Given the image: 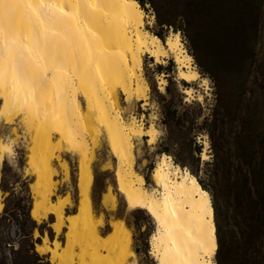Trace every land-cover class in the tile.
Listing matches in <instances>:
<instances>
[{"label": "bare ground", "instance_id": "obj_1", "mask_svg": "<svg viewBox=\"0 0 264 264\" xmlns=\"http://www.w3.org/2000/svg\"><path fill=\"white\" fill-rule=\"evenodd\" d=\"M146 16L137 0H0V117L11 121L19 114L31 132L29 213L38 223L53 217L54 238L44 233L35 244L39 254L48 255V264H128L135 255L127 224L113 219L111 229L102 233L103 218L93 210L90 140L95 141L100 128L116 158L117 188L127 207L144 209L153 220L149 253L154 264H215L213 207L195 176L165 153L152 169L153 187L147 188L143 175L133 169L132 139L145 135L154 144L157 129H144L134 116L125 120L117 96L120 90L127 100L145 101L142 56L163 63L170 51L179 79L193 82L199 77L179 33L162 42L144 28ZM185 92L193 98L190 89ZM61 145L78 155L73 213L65 212L72 205L68 194L53 199V159ZM12 151L11 141H0V163ZM201 156L206 160L208 154ZM59 163L67 177V163ZM102 202L115 208L110 189ZM63 230L60 242L56 236Z\"/></svg>", "mask_w": 264, "mask_h": 264}, {"label": "rangeland", "instance_id": "obj_2", "mask_svg": "<svg viewBox=\"0 0 264 264\" xmlns=\"http://www.w3.org/2000/svg\"><path fill=\"white\" fill-rule=\"evenodd\" d=\"M153 2L154 7L146 4L145 8H142L147 15L144 18V28L152 34L160 31V27L156 24L155 10H158L163 18L169 16L177 18L179 14L190 18L188 26L177 32L184 43L183 46L193 58V65L199 77L193 82L179 79L177 63L170 51L163 63H157L149 54L142 56L141 74L148 86L145 103L134 98L127 100L120 90L117 96L118 108L125 120L128 121L134 116L137 120L141 119L144 129L150 125L157 129V140L154 144H148L145 135L135 136L132 139L133 169L143 175L145 186L151 188L155 185L151 172L158 156L165 153L175 162L181 155L182 147L175 143L174 137L180 136L181 131L186 130L189 123H183V128L176 126L170 133L163 118L165 113L177 107L178 111L185 113L186 118H190L194 111H200V117L197 118L195 125L203 124L204 117L214 113L216 146L222 159V172L216 187V204L220 207V216L214 217V222L215 226L216 222L219 225V235L227 236L233 207L229 180L237 175L240 176L234 168L235 163L237 160L247 161V157L252 154L255 156L254 160H261L264 157L262 154L264 60H256V58L250 60L246 57L253 43L256 50L264 48V0H255L251 6L245 0H221L223 13L215 22H200L193 19L192 15L200 10L194 0H153ZM212 28L216 31L215 34L212 33ZM173 32L174 30L169 28L162 31L163 38L157 36L165 42L166 37ZM186 89H190L193 98H188ZM78 99L82 109H85L84 98L79 96ZM24 125L19 114L11 121L0 117V141H11L14 151L4 154L0 163V202L2 203L0 215L4 214L6 217L4 224L6 239L10 242L8 246H14L7 247V250L18 247L21 242L20 229L21 224L25 222L21 207L27 203L28 198H31L30 207L32 203L29 184L33 176L26 168L31 132ZM198 131L195 137H192V131L184 135L183 148L187 154H193V158L192 156L188 158L192 166H195L196 159H199L200 168L205 169L204 163L211 162L214 150L205 130ZM194 138L200 148L199 153H196L197 146L192 142ZM54 139H57V136ZM90 145L94 175L91 198L94 213L103 218L100 231L108 232L111 229V220L122 219L129 224L127 226L132 233L131 248L133 251L135 247L140 250L139 254L134 251L135 255L128 257V264H154V258L149 253V237L154 230L153 220L144 209L134 211L127 207L124 196L117 188L116 158L109 149L102 128L96 134L95 141L90 140ZM245 146L249 148L244 149ZM163 149L167 151L159 152ZM202 152L208 154L206 160L202 158ZM55 154L53 166L57 188L53 199L56 195L68 194L72 205L66 208L65 212L73 213L78 201V155L65 151L62 145L59 150L55 149ZM60 161H65L68 165L67 177L64 175ZM145 177L148 178L147 182ZM108 189L115 195L116 205L113 209H109L102 202L103 194ZM210 196L212 201L211 193ZM213 203L214 201L212 205ZM52 220L53 217L50 216L44 222L35 221L50 240L55 235L50 225ZM35 230L37 234H34ZM32 235L35 247L36 243L42 241V234L38 228H35ZM56 238L63 242L64 230ZM213 259L217 264L216 253ZM46 260L49 263L48 255Z\"/></svg>", "mask_w": 264, "mask_h": 264}, {"label": "trees", "instance_id": "obj_3", "mask_svg": "<svg viewBox=\"0 0 264 264\" xmlns=\"http://www.w3.org/2000/svg\"><path fill=\"white\" fill-rule=\"evenodd\" d=\"M245 1L250 6L255 3V0ZM137 2L141 8H145L146 4L154 7L153 0H137ZM194 2L200 8L199 12L192 15L195 21L215 22L223 13L221 0H194ZM258 8H260L259 3ZM155 19L157 26L160 27V31L155 32V35H158L160 38H163L162 31L172 28L174 32H177V30L187 27L190 22V18L183 14H179L177 18H172L171 16L163 18L158 10H155ZM212 33H216L213 28ZM246 57L250 60L255 58L256 60H264V48L256 50L253 43ZM200 113V111H194L190 118H186L184 116L185 113L178 111L177 107H175L173 110L165 113L163 118L170 133L176 126L183 128V123H189V126L185 128L186 130L181 131L180 136L174 137L175 143L180 144L181 150H183L175 162L181 166H189V172L195 176L200 187L207 191L211 205L212 201H214L215 204L213 203L212 205L213 213L214 217L217 216L218 218L220 216V207L216 204V187L220 180V173L222 172V159L221 153L216 146L215 117L214 113H210L209 117H204L205 121L203 124L195 125L197 118L200 117ZM199 129L205 130L209 135L214 150L211 162L204 163L205 169L200 168L199 159H196V165L192 166L188 158L190 156L193 158V154H187L183 148L184 135L192 131V137H195ZM194 140L195 138L192 139V142L197 146ZM243 148L249 147L245 146ZM166 151V149H163L159 152ZM199 151L200 148L197 146L196 153H199ZM262 154L264 155V147ZM254 159L255 156L252 154L247 157V161L237 160L234 168L240 176L237 175V177L230 178L229 180L233 207L230 214L227 236L224 234L219 235V225L216 222L217 264H264V157L261 160ZM234 168L230 169L234 170ZM145 179L147 182L148 178L145 177ZM209 192L212 195V201ZM30 202L31 198H28L27 203L21 207L25 222L21 224L19 236L22 239L16 248L7 250V247L14 246H8L10 242L6 239V225L4 224L6 217L4 214L0 215V264H48L46 260L47 255L39 254L34 247L33 230L38 228L40 234H43V231L40 226L36 225L35 220L29 216ZM133 210L136 211L137 209ZM127 225L129 226L128 223ZM134 251L137 254L140 252L137 247L134 248Z\"/></svg>", "mask_w": 264, "mask_h": 264}, {"label": "crops", "instance_id": "obj_4", "mask_svg": "<svg viewBox=\"0 0 264 264\" xmlns=\"http://www.w3.org/2000/svg\"><path fill=\"white\" fill-rule=\"evenodd\" d=\"M106 233H107V232H106ZM106 233H105V234H106Z\"/></svg>", "mask_w": 264, "mask_h": 264}]
</instances>
